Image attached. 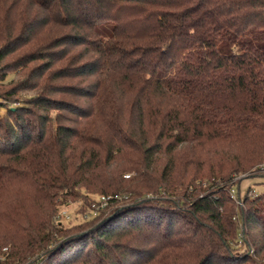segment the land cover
<instances>
[{"label": "trees", "instance_id": "1", "mask_svg": "<svg viewBox=\"0 0 264 264\" xmlns=\"http://www.w3.org/2000/svg\"><path fill=\"white\" fill-rule=\"evenodd\" d=\"M4 66L0 264H264V192L228 184L264 164V0H0ZM91 193L131 200L56 219Z\"/></svg>", "mask_w": 264, "mask_h": 264}, {"label": "rangeland", "instance_id": "2", "mask_svg": "<svg viewBox=\"0 0 264 264\" xmlns=\"http://www.w3.org/2000/svg\"><path fill=\"white\" fill-rule=\"evenodd\" d=\"M8 62V61H5ZM4 62V63H5ZM10 62V61H9ZM8 62V65L11 66V63ZM5 69L8 70V66H4L2 67V69L0 70V76L5 72ZM21 69L19 68L17 70V74L14 77V74L9 75L8 80L3 81L2 83H0V102H4L7 104H10V106H23L24 102L21 101V99H17L16 97H11V99H6L5 97V91L9 88L10 83L14 82V81H18L19 79H21L22 76H19L18 73H21ZM12 81H9L11 80ZM1 82V81H0ZM16 96V95H15ZM9 107L6 105H2L1 109H0V121L4 120L5 118L9 117ZM127 174H125L124 176H126ZM130 175V174H129ZM258 175H262V176H258ZM235 177V180H234ZM234 177H232L229 181L228 184H231L232 182L235 181V186L236 188H239V197H241V195H244V193H246L247 187L249 185L253 186V192L254 193H261L264 192V171L258 172L257 169H252L249 171H246L244 173L241 174H235ZM227 184V185H228ZM226 185V182H223L221 180H219L218 178H214V179H208V178H203V179H199L197 180L196 183H193L192 186L189 187V193H193L194 195H199L202 196L203 194H205L206 192H208L209 190H219L220 188H222L223 186ZM11 190L12 193L15 192H21V193H25V194H29V187H25V188H17V187H13ZM10 193V194H12ZM99 193H91V195L93 197H96ZM148 194H153V193H148ZM147 194V195H148ZM120 195V194H119ZM154 195V194H153ZM121 198L118 199L116 202H113L110 207L112 206H117V205H123L126 202H129L131 200V197L128 195H120ZM150 196V195H149ZM63 200L65 199H57V207L61 208L62 210H67L68 213L71 214V217H74V212L75 210H79L81 208V200L78 199H73V198H69L68 202H63ZM235 204L237 205V208L241 214V208H243V204H240L237 202V200H235ZM80 211V210H79ZM239 212L236 214H234L232 216L233 220L236 221L238 227H240V232L242 230V224L240 223V218L241 215H239ZM77 216V215H76ZM80 216L78 215L77 219H79ZM74 221L70 220V221H65V223H73ZM245 241L248 242V239L245 237V235L243 234H238L235 241H234V245L239 249V250H244L243 248H245ZM250 248V252H253V247L250 245L248 246ZM5 250V248H4Z\"/></svg>", "mask_w": 264, "mask_h": 264}, {"label": "built area", "instance_id": "3", "mask_svg": "<svg viewBox=\"0 0 264 264\" xmlns=\"http://www.w3.org/2000/svg\"><path fill=\"white\" fill-rule=\"evenodd\" d=\"M258 172L264 171V164H260L257 168ZM126 176H129L127 174ZM235 180V177H234ZM236 181V180H235ZM235 181L231 183V188L229 190L230 195L232 198L237 200L238 203L243 204L241 197H239L238 188L235 186ZM250 195H254L255 193L250 191ZM121 196L117 194H98L96 197L93 198L89 205H86L82 211L75 210L74 215L80 216L83 220H88L98 216L102 209L110 206L113 202H116L120 199ZM81 205V204H80ZM74 217H71V214L67 212V210H62L59 208L58 213L56 214V219L62 222L73 220Z\"/></svg>", "mask_w": 264, "mask_h": 264}]
</instances>
